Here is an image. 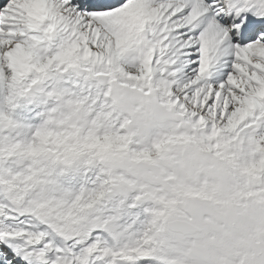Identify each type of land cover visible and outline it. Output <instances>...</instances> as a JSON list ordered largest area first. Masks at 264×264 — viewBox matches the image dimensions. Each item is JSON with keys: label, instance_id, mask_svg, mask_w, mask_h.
<instances>
[{"label": "snow or ice", "instance_id": "1", "mask_svg": "<svg viewBox=\"0 0 264 264\" xmlns=\"http://www.w3.org/2000/svg\"><path fill=\"white\" fill-rule=\"evenodd\" d=\"M0 264H264V0H0Z\"/></svg>", "mask_w": 264, "mask_h": 264}]
</instances>
